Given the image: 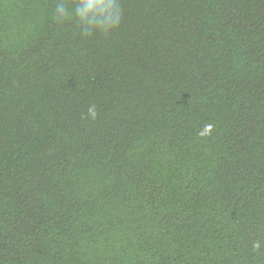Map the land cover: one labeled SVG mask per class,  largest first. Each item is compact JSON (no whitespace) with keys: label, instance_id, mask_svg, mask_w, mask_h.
Here are the masks:
<instances>
[{"label":"trees","instance_id":"1","mask_svg":"<svg viewBox=\"0 0 264 264\" xmlns=\"http://www.w3.org/2000/svg\"><path fill=\"white\" fill-rule=\"evenodd\" d=\"M55 2L0 0V264H264V0Z\"/></svg>","mask_w":264,"mask_h":264},{"label":"clouds","instance_id":"2","mask_svg":"<svg viewBox=\"0 0 264 264\" xmlns=\"http://www.w3.org/2000/svg\"><path fill=\"white\" fill-rule=\"evenodd\" d=\"M121 16L120 0H56L52 10L54 22L74 23L84 36L110 33Z\"/></svg>","mask_w":264,"mask_h":264}]
</instances>
